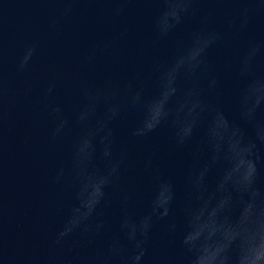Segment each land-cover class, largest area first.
<instances>
[{
	"label": "water",
	"instance_id": "1",
	"mask_svg": "<svg viewBox=\"0 0 264 264\" xmlns=\"http://www.w3.org/2000/svg\"><path fill=\"white\" fill-rule=\"evenodd\" d=\"M199 6L205 13L213 12L210 27L224 36L208 56L222 83L219 96L210 97L219 111L203 114L194 138L199 144L211 124L217 140L216 160L203 185L202 199L195 205L199 214L190 221L184 216V206L191 200L184 175L197 162L191 149L176 148L167 126L146 138H133L131 130L141 114L129 113L117 122L116 135L117 148L127 151L131 167L101 209L110 231L103 239L90 241L79 231L59 238L77 204L79 178L71 170V145L78 131L75 113L82 89L108 77L123 86L133 73H148L152 57L167 61L188 43L197 21L186 20L153 48L152 22L160 11L156 4L141 0H77L71 5L63 0H0V55L8 90L0 112V264H99L106 241L118 229L123 193L134 196L130 225L149 211L154 185L143 173L149 158L160 176L175 181L174 217L180 231L199 227L209 242L239 238L241 228L256 215V205L241 195L228 193L239 171L232 167L229 157L233 133L243 128L249 136L252 134L240 119L238 98L249 81L238 74V61L249 41L264 39V0L257 5L241 0H205ZM66 7L72 8L67 15ZM118 7L126 11L116 15ZM245 7L259 11L254 24L237 34L229 29L228 22L238 21ZM121 33L124 35L117 49L98 53L95 64L87 62L86 57L97 45L110 43ZM30 44H36V53L28 67L19 71V60ZM53 84L54 91L48 94ZM154 91L149 87L146 95L150 97ZM57 106L72 122L71 129L60 136L55 135L59 121L53 109ZM206 157L207 151L202 149L200 159ZM61 169L64 174L57 179ZM147 248L145 264H158L170 255H178L179 233L166 236L165 223L158 222Z\"/></svg>",
	"mask_w": 264,
	"mask_h": 264
},
{
	"label": "clouds",
	"instance_id": "2",
	"mask_svg": "<svg viewBox=\"0 0 264 264\" xmlns=\"http://www.w3.org/2000/svg\"><path fill=\"white\" fill-rule=\"evenodd\" d=\"M66 4L77 0H63ZM129 2V0H122ZM156 4L160 11L153 18L151 46L156 48L161 41L186 20L197 21L189 34L188 43L181 46L167 61L152 57L149 72H135L121 86L108 77L98 84L82 89L81 102L75 113L78 128L71 145V170L79 178L76 206L65 228L59 233L63 239L79 231L90 241L101 240L110 231L103 219L101 209L122 178L129 171V154L117 148L116 124L129 113H140L131 136L137 139L148 137L162 126L172 131L176 148H190L197 162L184 175V185L191 200L184 206V216L190 221L199 214L196 203L202 199L203 185L216 160L217 140L210 124L203 133L201 142L194 143L201 128V117L214 108L210 99L219 96L222 88L219 71L208 63L209 52L219 46L223 33L210 27L213 12L207 13L199 6L205 0H141ZM248 5H257L259 0H241ZM71 7L64 9L67 15ZM126 11L115 9L116 15ZM259 8L245 7L239 20H230L228 27L237 34L246 32L254 24ZM123 33L110 43L97 45L86 57L95 64L98 53H108L118 48ZM37 50L36 44L27 45L19 60L18 70L24 71ZM226 67H230L226 65ZM238 74L247 78L248 87L241 92L238 103L240 119L251 128L249 136L243 128L233 133L229 157L232 167L239 168L229 185L228 193L238 194L256 205V215L243 226L237 240L224 238L209 242L199 227L193 226L180 231L174 217L177 202L176 184L172 178L160 176L151 158L145 160L143 173L148 176L154 191L149 202V211L135 220L129 209L134 196L125 191L120 200L121 217L115 234L106 241L105 250L99 255V264H145L147 245L154 226L165 223V234L175 237L179 233L180 252L158 261V264H264V39L248 42L238 61ZM149 87L154 93L146 95ZM50 85L48 94L54 91ZM2 76L0 55V112L7 95ZM53 112L59 123L55 135L70 130L72 122L63 116V108L57 106ZM202 149L207 157L200 159ZM64 174L61 169L57 179ZM221 180L223 177L221 176ZM218 185L220 180H218ZM95 217V220L93 218ZM129 247L131 251L129 252Z\"/></svg>",
	"mask_w": 264,
	"mask_h": 264
}]
</instances>
